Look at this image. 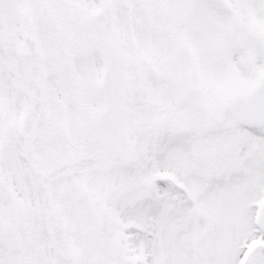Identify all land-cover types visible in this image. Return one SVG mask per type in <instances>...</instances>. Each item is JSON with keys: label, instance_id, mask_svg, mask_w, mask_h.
Here are the masks:
<instances>
[{"label": "snow or ice", "instance_id": "6c2138e0", "mask_svg": "<svg viewBox=\"0 0 264 264\" xmlns=\"http://www.w3.org/2000/svg\"><path fill=\"white\" fill-rule=\"evenodd\" d=\"M0 264H264V0H0Z\"/></svg>", "mask_w": 264, "mask_h": 264}]
</instances>
